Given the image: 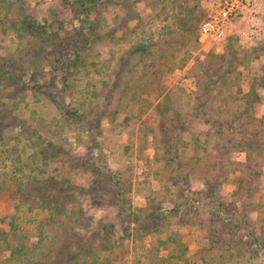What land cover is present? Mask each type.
I'll return each mask as SVG.
<instances>
[{"label": "rangeland", "instance_id": "obj_1", "mask_svg": "<svg viewBox=\"0 0 264 264\" xmlns=\"http://www.w3.org/2000/svg\"><path fill=\"white\" fill-rule=\"evenodd\" d=\"M87 1L0 0V264H264V148L216 151L212 123L251 86L264 122V34L200 41L201 0ZM64 224L87 253L52 263Z\"/></svg>", "mask_w": 264, "mask_h": 264}, {"label": "trees", "instance_id": "obj_2", "mask_svg": "<svg viewBox=\"0 0 264 264\" xmlns=\"http://www.w3.org/2000/svg\"><path fill=\"white\" fill-rule=\"evenodd\" d=\"M87 0H77V4L81 8L87 3ZM194 18L192 15L191 11H188V15L186 19L181 20V27L185 30V32H194L196 25L193 22ZM25 24L27 25L26 28L35 30V31H41V29L44 28L43 24L40 23V21L35 20L34 18L30 17L29 15L26 16V22ZM10 78H12V75H10ZM241 100L243 101V105L240 106L238 111H229L227 114H225V111L218 109V116L216 120L212 121V123L217 124L218 128L216 131L217 136L219 139L214 143L216 151H220V145L222 144L221 142H230L232 144L231 148H239L240 150H243L246 152L247 157H249V154L251 153H256L254 150L262 149L264 148V142L261 141L260 137L262 132L264 130H259L257 129V123L259 122V125L261 124L262 129H264V122H260V118L262 117H257L255 113V106L258 104L261 100L260 94L255 90L254 86H251L248 91H246L242 96ZM64 110V109H63ZM66 114H69L68 110H65ZM205 114H208L206 110H204ZM209 112V111H208ZM229 114V115H228ZM240 116L245 118L244 122H246L245 126H242V123L236 124L237 126L235 127V124H232V119L229 117H236ZM264 119V117H263ZM204 121H207L204 119ZM224 124L225 129L222 128V125ZM258 125V126H259ZM247 126L249 129H247ZM240 127L241 130H240ZM226 131H231L233 132V135L227 136L225 134ZM259 156L264 158V153L258 151ZM216 156H212L211 161L215 159ZM56 205H54V208H60V210L65 209V204L66 202L68 203L69 201L72 202L71 200V195H65L64 197H58L56 198ZM70 223V221H68ZM63 231H61V235L57 236L56 241L52 243V247H57L56 251H51L54 252V258L52 259V263L56 262V258L61 257L64 253H68V260L69 262L71 261H76L78 262L80 259H84L85 255L87 253L86 247L80 250H75L73 253L68 252V245H69V240L72 239V236L69 231L68 225L64 224V227L62 226ZM78 244H83V242L80 239H77ZM83 257V258H82ZM61 262H63V259H60ZM62 264V263H60Z\"/></svg>", "mask_w": 264, "mask_h": 264}, {"label": "built area", "instance_id": "obj_3", "mask_svg": "<svg viewBox=\"0 0 264 264\" xmlns=\"http://www.w3.org/2000/svg\"><path fill=\"white\" fill-rule=\"evenodd\" d=\"M201 5L200 41H221L229 37L251 41L264 34L263 0H201Z\"/></svg>", "mask_w": 264, "mask_h": 264}]
</instances>
